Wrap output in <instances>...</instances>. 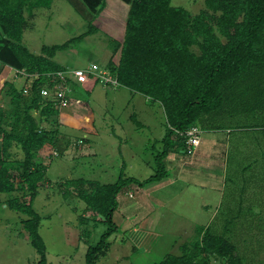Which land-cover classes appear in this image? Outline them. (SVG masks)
Returning a JSON list of instances; mask_svg holds the SVG:
<instances>
[{
    "label": "rangeland",
    "instance_id": "1",
    "mask_svg": "<svg viewBox=\"0 0 264 264\" xmlns=\"http://www.w3.org/2000/svg\"><path fill=\"white\" fill-rule=\"evenodd\" d=\"M72 2L74 5L71 6L66 0H53L49 9L34 10V17L28 19L30 29L24 30L22 37L30 53L38 55L44 46L61 45L87 32L89 21L84 17L89 14L88 10L78 0ZM104 2L107 18L109 13L116 11V4L121 5L120 14L126 6L121 0ZM171 4L192 14L204 8V0H171ZM77 5L79 11L74 9ZM122 13L117 25L120 23L124 28L127 11ZM105 23L99 21L96 25L94 21L97 30H90L92 33L73 42L66 50L58 51L54 61L70 72L92 65L97 66L96 71L104 70L111 57V38H117L108 32L107 27V30L103 28ZM111 58L117 63L118 55ZM47 77L54 81L56 73ZM49 80L47 82L51 83ZM5 81L12 82L18 89L25 86L24 78L16 77L8 68L3 70L0 74V108L4 111L7 99L1 88ZM77 84L71 90L69 107L61 111V115L49 118L46 124L49 129H58L59 139H70L69 148L62 153L53 150L50 157L46 156L47 151L38 156L48 164L47 181L40 184L33 209L41 218L38 232L46 248L47 264H84L88 245H95L106 230L103 224L95 226L90 213L84 212L85 204L71 195L76 194L74 184L77 180L108 185L118 181L122 174V178L144 181L157 172L159 166L154 156L163 150L161 139L165 135V117L158 102L149 103L143 95L124 87L105 86L96 82L94 77ZM51 85V89L56 90L57 84L52 82ZM89 113L94 117L93 127L88 124ZM70 124L74 126L73 130L68 127ZM3 126L10 129L7 123ZM80 127L92 131L84 134L78 131ZM210 135L223 137L216 143L220 147L208 145ZM227 135L229 142L225 140V131H205L202 135L203 143H206L202 151L214 166L220 170L224 168L222 178L227 179L225 183L221 175L215 180L208 178L210 172H207L208 167L202 170V163L182 174L179 169L187 157L171 151L161 159V164L167 171V182L174 185L156 188L151 193L144 188L143 197L139 185L125 187L118 196L113 216L118 232L107 239L111 247L100 264H153L168 253L179 254V246L198 239L197 229L206 226L223 234L235 245L242 264H264V134L236 130ZM9 151L12 158H23L15 144ZM162 179L145 184V187L152 189L166 183ZM127 191L134 193L135 197H128ZM7 198L6 194H0V264H37L38 256L22 226V220L27 216L10 210L4 203ZM162 202V207L152 213L157 203L161 205ZM206 204L209 208H205ZM240 210L245 211V218L239 217ZM147 214L165 217L159 219L161 223L158 220L160 224L152 230L169 241L159 250H132L124 242L129 233L125 230L130 224L135 226ZM80 216L88 219L82 221ZM228 221L231 224L226 230ZM210 264H221V259L211 256Z\"/></svg>",
    "mask_w": 264,
    "mask_h": 264
},
{
    "label": "trees",
    "instance_id": "2",
    "mask_svg": "<svg viewBox=\"0 0 264 264\" xmlns=\"http://www.w3.org/2000/svg\"><path fill=\"white\" fill-rule=\"evenodd\" d=\"M78 1L89 13L83 16L89 21L87 32L61 45L44 46L34 55L22 42L23 32L30 29L28 19L34 17V10L49 9L53 0H0V74L10 68L26 75H17L25 80L23 88L8 81L1 88L7 109L0 108V194L8 196L4 203L10 210L27 216L22 226L38 256L37 264H47V257L38 232L41 218L33 202L40 184L47 181L48 166L38 156L45 151L48 157L53 150L62 153L70 145V139L58 138L57 128L46 127L49 118L64 109L56 107L52 95L43 97L41 92L52 94L51 83L62 84L57 77L54 81L47 77L66 71L54 61L56 53L97 30L93 22L105 7L104 0ZM121 1L128 5L124 38L122 42L111 39V57L118 55V61L110 57L105 70L116 79L115 86L160 104L165 117L163 150L154 156L157 172L144 181L122 178V174L108 185L76 181V194L71 195L85 204L84 212L90 213L95 226H106L98 242L88 245L84 264H100L107 256L111 247L107 239L118 230L113 220L117 197L125 187H142L166 177L161 159L169 152L186 156L184 138L178 133L197 127L202 133L225 131L228 137L236 130L264 134V0H204L197 14L172 6L171 0ZM75 7L79 11L80 6ZM77 85L69 78L63 83L70 90ZM71 94L66 93L69 105ZM87 116L92 123L93 115ZM13 144L23 153L22 159L11 157ZM239 212V217H246L245 211ZM226 224L227 230L231 221ZM197 231L198 239L183 242L179 254L168 253L153 264H210L211 256L220 258L221 264H242L226 236L209 226Z\"/></svg>",
    "mask_w": 264,
    "mask_h": 264
},
{
    "label": "crops",
    "instance_id": "3",
    "mask_svg": "<svg viewBox=\"0 0 264 264\" xmlns=\"http://www.w3.org/2000/svg\"><path fill=\"white\" fill-rule=\"evenodd\" d=\"M116 6H117L116 7L117 8L116 11L115 12H112L111 15H110V13L108 14L109 16H111V18L109 16H108V18L105 16V13H104L105 7H104V9L101 11V13L99 14V16L95 20V24L98 25L97 23L99 21H103V22L106 21V23L103 26V28H105V30H107L106 29V27H107L108 28V32H110V34H114V36H117V38H111V39L116 40V41H119V42H122L123 41V38H124V33H125V22H126V20H125V22H123L124 28H123L122 25L120 26V23L118 25H117V23L120 21V17L123 15L122 12H124V13H126V11L128 12V5L126 4V6H124V8L121 9V14H120V10H118V9L121 8V5L116 4ZM126 17H127V14H126ZM122 29H123V32H122ZM115 32L116 33H119V34L118 35H115L116 34ZM104 70H105V68H104ZM60 115H61V113H60ZM69 120L70 119H67V121H69ZM88 124H89V126L93 127V125H94V117H93L92 123L89 122ZM68 127L70 129L74 128V126L71 125V124ZM75 129H78V128H75ZM78 131L79 132H83L84 134H87V132L90 133L92 130H88L87 129V132H85L84 131V127H80ZM202 135H203V133H202ZM202 135H201V143H200L199 147L195 150V152H194V154L192 156L186 155L187 158L182 161L183 162V164L181 166L182 168L179 169V171H182V174H183V172L186 173L188 168H190V171H191V170L195 169L197 166H200V164L202 163V164H204L202 170L203 169L205 170L208 167L207 168V172L208 173L210 172V175H207L208 178L210 177L211 180H215V179H218L220 177V175H221V180H224L222 178V175L224 173V171H223L224 168L221 167V170H220V168L214 166L212 164L213 161L208 160L206 158V155L204 154V151H202V146L206 144V143H203V136ZM222 138L223 137H219L217 135H215V136L214 135H210L209 137H207V143H208V145L214 146L215 148L216 147H220L219 144H217V146H216V143L219 140L222 141ZM226 139L229 142V137H227L225 135V140ZM79 141H81V140H79ZM200 157H201V159H200ZM213 157L214 156H212V158ZM216 168L218 169L219 172L218 171L216 172ZM212 172H213V174L211 175ZM165 180H166V183H162L161 185H159L157 187H153L152 189H149V188L147 189V187L142 186V188H140L141 196L142 197L145 196V194L143 193V189L144 188H146V190L151 193L156 188L157 189L158 188H162V187L163 188H165V187L168 188L169 186L174 185L173 182L172 183L171 182L170 183L167 182V180H168L167 177H164L162 179V182L165 181ZM169 184H171V185H169ZM183 188H184V186L181 187L179 191H182ZM127 194H128V197H132V198L135 197V194L132 193L131 191H127ZM138 199H140V197H138ZM187 199H188V196H186L185 201H187ZM117 200H118V197H117ZM190 202L192 204V201H190ZM163 204H164V202H162L161 205L159 203H157L158 206L154 209V212H152V213H156L155 210L157 209V211H158L159 208L162 207ZM201 205L200 206L203 207V203ZM206 207L209 208V205L206 204L205 205V208ZM163 218L165 219L164 216H161L160 217V216H158V214H157V217L155 215H152V214H147L135 226H132L131 224L128 225V228H126V230H125V233L129 230V233L126 236L128 238H125L124 239V242H127L130 245V247H131L132 250L134 248H145L148 251H150V250L151 251L152 250L153 251L154 250H159L160 247H163V244L165 242L169 241V240L166 237H164L163 235H161L159 232H156L155 230H152V228H155L157 226V224L159 225L161 223V221L159 219L163 220ZM158 220L160 221V223H159ZM145 221H146V223H145ZM117 232H118V230H117ZM175 244H176V242L174 243V245ZM124 245H125V243H124Z\"/></svg>",
    "mask_w": 264,
    "mask_h": 264
},
{
    "label": "built area",
    "instance_id": "4",
    "mask_svg": "<svg viewBox=\"0 0 264 264\" xmlns=\"http://www.w3.org/2000/svg\"><path fill=\"white\" fill-rule=\"evenodd\" d=\"M96 65H92L88 67L87 69H74L73 71H59L56 73V77L62 82V84L58 85L56 90H51L49 93L47 90H42L41 94L43 97L47 96H53V99L57 101L56 107L58 109H66L69 107V100L66 97V93H68L70 90L69 87H63V83H65V79L69 78L73 80L76 83H82L86 81L91 77H94L96 81L99 83L107 86V85H116V79L111 77L105 70L102 71H96ZM10 71L12 69L8 68ZM15 73V76L18 77L17 75H22L23 77H26L23 72H18L16 70H13ZM178 133V132H177ZM181 137L184 138L185 142V153L188 156H192L195 152V150L199 147L201 143V135L202 132L199 128L197 127H192L185 131L184 133H178ZM54 155H56L54 153Z\"/></svg>",
    "mask_w": 264,
    "mask_h": 264
}]
</instances>
